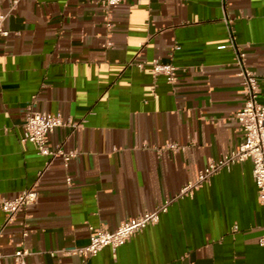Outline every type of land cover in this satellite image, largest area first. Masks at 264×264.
<instances>
[{
	"label": "crops",
	"instance_id": "obj_1",
	"mask_svg": "<svg viewBox=\"0 0 264 264\" xmlns=\"http://www.w3.org/2000/svg\"><path fill=\"white\" fill-rule=\"evenodd\" d=\"M0 9V197L38 192L10 220L0 209L1 264L19 248L26 264H264L249 160L173 200L115 252L68 253L87 244L89 226L114 229L173 198L242 139L235 57L245 54L264 104V0H0ZM154 58L175 65L174 83L135 65ZM29 103L79 125L47 138L78 151L67 168L21 141Z\"/></svg>",
	"mask_w": 264,
	"mask_h": 264
},
{
	"label": "built area",
	"instance_id": "obj_2",
	"mask_svg": "<svg viewBox=\"0 0 264 264\" xmlns=\"http://www.w3.org/2000/svg\"><path fill=\"white\" fill-rule=\"evenodd\" d=\"M16 0H14L15 2ZM123 0H103L104 5L112 6ZM5 14L0 9V36H6L8 31L4 28ZM228 20V19H226ZM110 45V43H108ZM175 49H179L176 46ZM245 54L236 52V62L239 66L238 76L241 79L243 103L233 113V117L238 122L242 139L235 145L231 152L218 160H209L207 164L199 170L195 177L185 183L178 193L171 199L165 200L161 205L153 210L143 211L135 216L128 217L114 229L105 226H89L88 242L82 246H75L68 253L81 256H95L104 247H109L115 252L118 247L126 243L131 237L141 233L147 226L158 222L160 214L167 211L169 204L178 198L193 197L194 193L207 183L210 178L222 170H230L236 163L249 160L251 162V174L257 189V196L260 205L264 207V104L259 102L260 90L259 78L252 71L243 65ZM138 69L149 67L154 76L162 75L168 83L177 80L176 67L171 61H161L154 58L150 61L141 60L135 63ZM34 98V96H33ZM58 126L78 127L79 125L72 119H65L60 112L49 113L38 111L32 108L29 103L26 107L23 122L22 142H31L36 146L37 152L44 156L60 155L65 168L69 161L76 157L77 150L63 151L52 149L47 145L49 133ZM168 148L172 151L184 150L185 146L177 143H169ZM67 185L72 184V176L66 175ZM38 197L35 187H29L20 191L15 197H0V209L4 212L6 220H10L18 213L34 204ZM236 228V226H234ZM259 245L264 247V234L258 240ZM26 249H17L12 257L13 264H26ZM3 255L0 254V264Z\"/></svg>",
	"mask_w": 264,
	"mask_h": 264
}]
</instances>
